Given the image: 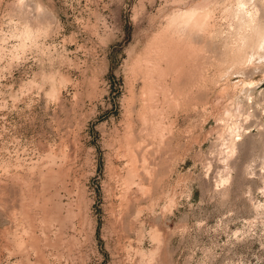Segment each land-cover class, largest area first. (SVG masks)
<instances>
[{"label":"rangeland","instance_id":"374dc122","mask_svg":"<svg viewBox=\"0 0 264 264\" xmlns=\"http://www.w3.org/2000/svg\"><path fill=\"white\" fill-rule=\"evenodd\" d=\"M227 1L0 0V264H264V61L184 87L155 138L134 71L177 11Z\"/></svg>","mask_w":264,"mask_h":264},{"label":"bare ground","instance_id":"6f19581e","mask_svg":"<svg viewBox=\"0 0 264 264\" xmlns=\"http://www.w3.org/2000/svg\"><path fill=\"white\" fill-rule=\"evenodd\" d=\"M253 2L255 0H229L223 5H195L177 11L172 18H169L170 20L162 33L154 37L145 48L144 53L138 56L134 62V71L141 76L143 81L142 93L140 94L144 106L143 113L148 111L154 117L160 116L158 124L154 127L151 126L154 123L152 119L151 123L148 124L150 120L147 118V114H143V121L141 120L143 124H145L144 121L149 120L146 125L151 126L148 127L151 128L154 138L166 129L172 135L174 121L170 122L169 126L164 127L162 112L169 111V108L175 110L180 106L183 98L187 101L188 98L185 96L183 88L189 85L193 86L199 79L204 81V73L214 74L211 80L213 83L217 81L215 76L221 79L232 73L244 74L249 68V66L243 68L246 65L258 67L263 63L264 23L258 5ZM250 3H253V6L249 7ZM222 16L231 21L233 32L230 36L229 47L222 54H218V58H216V54L203 41L202 37L204 34L212 37L219 29L221 31L218 19ZM164 104L169 108L165 109ZM225 115L231 116L232 109H227ZM242 129H244L243 125L235 122V120L229 127L233 137H237V134L241 136ZM130 135H127L129 136L127 140L130 145L129 151L134 152V146H132L134 142L130 139ZM232 143L229 144V148L230 151L235 152L239 145ZM132 152L130 151V156L136 154ZM146 155H140L141 159H144H139L145 164L147 162ZM137 162L139 163L138 160ZM132 165V172L135 174L138 167Z\"/></svg>","mask_w":264,"mask_h":264}]
</instances>
